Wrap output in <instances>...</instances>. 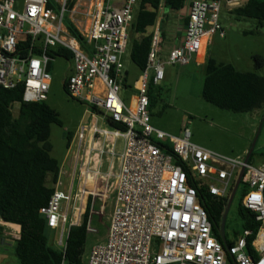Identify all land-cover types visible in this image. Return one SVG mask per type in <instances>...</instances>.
Segmentation results:
<instances>
[{
  "label": "built area",
  "instance_id": "2783aa9c",
  "mask_svg": "<svg viewBox=\"0 0 264 264\" xmlns=\"http://www.w3.org/2000/svg\"><path fill=\"white\" fill-rule=\"evenodd\" d=\"M15 1L0 0V85L13 89L21 84L25 102H45L52 82L50 54L67 49L72 53L68 94L92 114L69 140V150L77 147L72 172L61 166L55 192L40 210L49 228L62 227L60 243L71 208L91 202L89 231L94 206H106L113 195L107 240L93 246L85 264H264V165L203 148L192 142L189 129L174 136L150 124V85H160L167 65H189L208 37H225L219 23L224 0H188L183 41L166 59L157 22L139 92L127 101L121 96L126 80L122 57L138 0H78L72 10L70 0H26L22 12L15 10ZM87 2L88 25L84 33L79 30L85 49L64 17L78 14ZM242 170L240 203L255 215L254 226L241 223V231L229 238L226 222L231 244L225 247L194 183L229 199ZM65 175L70 185L62 191ZM76 180L82 187L74 195ZM89 180L94 191L86 188Z\"/></svg>",
  "mask_w": 264,
  "mask_h": 264
},
{
  "label": "rangeland",
  "instance_id": "374dc122",
  "mask_svg": "<svg viewBox=\"0 0 264 264\" xmlns=\"http://www.w3.org/2000/svg\"><path fill=\"white\" fill-rule=\"evenodd\" d=\"M26 0H16L15 10L22 12ZM84 4V3H83ZM79 7L78 14L69 13L68 19L82 32H85L87 20L83 12L89 8ZM188 7L186 4L185 8ZM184 8V9H185ZM227 0L222 2L219 14V23L225 31V37L219 34L212 36L209 43V50H206L205 59L209 56L218 63H228L241 72L256 73L264 77V66L258 69L255 65V56L264 58V22L252 18L238 17ZM139 10L136 6L135 13ZM168 9H161L159 19L162 21V28L168 37L165 44L170 45L174 41V30L176 28L173 14ZM74 21H77L75 23ZM67 25V23H65ZM140 35L131 33L126 51L122 57L124 64L123 77L127 79L129 88L123 87L121 96L125 101L131 95H137L143 78L142 71L133 63L131 51L133 40ZM209 40V39H208ZM163 46V44H162ZM203 49L200 58L203 56ZM195 58L189 65H167L165 79L154 91L156 98L150 107V124L157 129L174 136H183L185 129L192 134V141L212 152L230 158H246L252 151V163L257 166L264 165V105L253 112L235 113L220 109L202 97L204 85V73L196 66ZM72 60L63 56H55L50 64L52 76L51 89L45 101L59 115L62 125H53L51 129L50 143L53 150L51 155L60 163L68 156L65 163V170L72 172L73 157L77 147L69 150L68 135H74L79 127L91 122L92 114L89 108L81 102L73 99L64 88V81L70 74ZM205 70V67H204ZM19 104L13 107L14 116L19 115ZM101 127H108L100 122ZM62 191H67L70 185V177H63ZM48 185H52L51 177L48 178ZM92 188V183L88 185ZM81 185L76 180L74 184V195L79 193ZM244 193V184H241L227 217V230L229 238L234 231H241V217L239 215V204ZM114 196L111 195L107 205L96 204L92 211L90 229L86 243V254L84 260L91 253L93 246L102 242L109 233L110 216L113 210ZM78 210L70 209L68 222L66 223L63 245L67 239L69 227L72 223L81 224L85 216L86 207ZM65 203L63 202L62 211ZM0 225L3 223L0 221ZM16 231L7 225L0 230V264H20L16 257ZM51 247L60 249L62 227L56 231L48 230Z\"/></svg>",
  "mask_w": 264,
  "mask_h": 264
},
{
  "label": "trees",
  "instance_id": "16d2710c",
  "mask_svg": "<svg viewBox=\"0 0 264 264\" xmlns=\"http://www.w3.org/2000/svg\"><path fill=\"white\" fill-rule=\"evenodd\" d=\"M78 0H70L72 10ZM188 0H138L131 33L140 35L133 40L131 59L142 71L146 70L152 45L153 28L159 20L163 7L170 11H181ZM162 8V9H163ZM238 17L252 18L264 22V0H247L244 6L234 10ZM65 14L64 23L86 49L87 43L79 29ZM163 35L165 31L163 29ZM63 56L72 60V53L63 48L52 50L50 57ZM258 69L264 66V58L255 56ZM49 66V71H50ZM202 90L203 99L220 108L235 113H248L264 105V77L251 72H241L232 64L218 63L209 57ZM124 87L129 88L127 79ZM158 86L150 85L149 112L156 98ZM66 88V80L64 82ZM68 92V91H67ZM24 87L8 89L0 85V221L2 227L19 229L16 241V257L20 264H85L88 224L91 202L88 203L83 222L69 227L65 247H51L47 235L48 222L41 215V208L48 205L55 192L61 163L51 155L50 143L53 125H62L60 115L46 102L24 101ZM19 104V115L14 116L13 107ZM71 134L68 135L70 140ZM69 147V146H68ZM252 162L253 153L249 154ZM51 177L52 185H48ZM194 183V182H193ZM197 187L202 205L214 224L220 225L229 199L209 194L204 186ZM239 215L244 228L254 226V214L239 204ZM231 244L230 240H227Z\"/></svg>",
  "mask_w": 264,
  "mask_h": 264
},
{
  "label": "crops",
  "instance_id": "0c3cea01",
  "mask_svg": "<svg viewBox=\"0 0 264 264\" xmlns=\"http://www.w3.org/2000/svg\"><path fill=\"white\" fill-rule=\"evenodd\" d=\"M246 2H247V0H234V3H233L232 6H234L235 8L242 7V6L245 5ZM172 12H174L173 14H175L174 20H175V25H176V28L174 30V41L170 45L165 44V42L167 40V37H168L167 33L165 32V36L163 35V46H162V58H164V59L167 58V56L169 55V53H170L171 50H173L175 47H178L179 45H181V43L183 41L184 33H185V27H186V24L188 22L189 7H186L185 9H182L181 11H178V12H176V11H172ZM161 24H162V21H161ZM211 38H212V36H210V37H208L206 39V44L203 47V50L204 51H203L202 58H200V53L195 57L196 66H198L199 68H201V71L204 73V77L206 75V67L205 66H206V63H207V60L205 59V53H206V50H209V43L211 42ZM209 57H211V56H209ZM204 67H205V70H204ZM120 142L122 143V141H120ZM67 159H68V156H66L65 159L61 163V166H63L64 168H65V163H66ZM65 172H67V171L65 170ZM90 183H92V188H89L88 187V185H90ZM80 185L82 187V184H80ZM86 188L89 189V192L95 190V185H94V183H93L92 180H89L86 183ZM85 207L87 208L86 200L81 205V208L84 209ZM72 224L73 225H77V224H74V223H72ZM13 229L16 231V233L19 232V229L18 228L13 227ZM50 230L56 231L57 229H51L50 228ZM107 237H108V235H107ZM107 237L102 242H105L107 240Z\"/></svg>",
  "mask_w": 264,
  "mask_h": 264
},
{
  "label": "water",
  "instance_id": "95a60500",
  "mask_svg": "<svg viewBox=\"0 0 264 264\" xmlns=\"http://www.w3.org/2000/svg\"><path fill=\"white\" fill-rule=\"evenodd\" d=\"M250 153H252V151ZM249 157H250V155H248L246 157V160L247 161L249 160ZM243 174H244V170H242L240 172L239 177H238V179H237V181H236V183L234 185V188H233L232 193L230 195V198H229V201H228V205H227L226 210H225V213L223 215V219H222L221 224L220 225L215 224V228H216V230L218 232V235L220 236L221 241L223 242V244H224L225 247L228 246L227 239H226V234H225V227H226L227 217H228L230 208H231V206L233 204V200H234V198L236 196V193H237V191L239 189V186L241 184V180H242Z\"/></svg>",
  "mask_w": 264,
  "mask_h": 264
},
{
  "label": "bare ground",
  "instance_id": "6f19581e",
  "mask_svg": "<svg viewBox=\"0 0 264 264\" xmlns=\"http://www.w3.org/2000/svg\"><path fill=\"white\" fill-rule=\"evenodd\" d=\"M203 49V48H202ZM52 63V61H49V66H50V64Z\"/></svg>",
  "mask_w": 264,
  "mask_h": 264
}]
</instances>
